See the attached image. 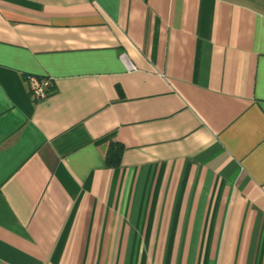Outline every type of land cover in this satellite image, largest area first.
Returning a JSON list of instances; mask_svg holds the SVG:
<instances>
[{"label":"crops","instance_id":"0c3cea01","mask_svg":"<svg viewBox=\"0 0 264 264\" xmlns=\"http://www.w3.org/2000/svg\"><path fill=\"white\" fill-rule=\"evenodd\" d=\"M0 264H264V0H0Z\"/></svg>","mask_w":264,"mask_h":264},{"label":"built area","instance_id":"2783aa9c","mask_svg":"<svg viewBox=\"0 0 264 264\" xmlns=\"http://www.w3.org/2000/svg\"><path fill=\"white\" fill-rule=\"evenodd\" d=\"M121 59L124 60V55L121 56ZM128 69L132 70L134 68L130 65L128 66ZM26 82L30 97L34 101L44 100L52 88V80L49 77H36L29 75L26 77Z\"/></svg>","mask_w":264,"mask_h":264},{"label":"trees","instance_id":"16d2710c","mask_svg":"<svg viewBox=\"0 0 264 264\" xmlns=\"http://www.w3.org/2000/svg\"><path fill=\"white\" fill-rule=\"evenodd\" d=\"M118 148L115 147V145H110L109 148H108V151L106 153V164L108 166L110 165H117L118 164V153H119V150H117Z\"/></svg>","mask_w":264,"mask_h":264}]
</instances>
